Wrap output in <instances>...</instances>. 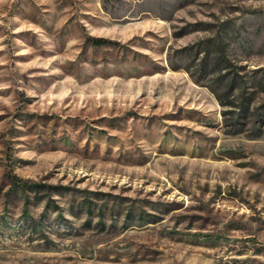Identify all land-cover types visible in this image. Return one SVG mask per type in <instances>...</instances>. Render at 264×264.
<instances>
[{"label": "rangeland", "instance_id": "1", "mask_svg": "<svg viewBox=\"0 0 264 264\" xmlns=\"http://www.w3.org/2000/svg\"><path fill=\"white\" fill-rule=\"evenodd\" d=\"M0 264H264V0H0Z\"/></svg>", "mask_w": 264, "mask_h": 264}, {"label": "trees", "instance_id": "2", "mask_svg": "<svg viewBox=\"0 0 264 264\" xmlns=\"http://www.w3.org/2000/svg\"><path fill=\"white\" fill-rule=\"evenodd\" d=\"M244 109H247L246 107H243Z\"/></svg>", "mask_w": 264, "mask_h": 264}]
</instances>
